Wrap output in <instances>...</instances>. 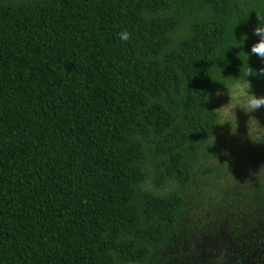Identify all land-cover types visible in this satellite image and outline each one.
Here are the masks:
<instances>
[{
	"label": "trees",
	"instance_id": "trees-1",
	"mask_svg": "<svg viewBox=\"0 0 264 264\" xmlns=\"http://www.w3.org/2000/svg\"><path fill=\"white\" fill-rule=\"evenodd\" d=\"M258 13L0 0V264H264V121L214 116Z\"/></svg>",
	"mask_w": 264,
	"mask_h": 264
},
{
	"label": "clouds",
	"instance_id": "clouds-1",
	"mask_svg": "<svg viewBox=\"0 0 264 264\" xmlns=\"http://www.w3.org/2000/svg\"><path fill=\"white\" fill-rule=\"evenodd\" d=\"M258 15L259 22L253 28V34L256 35L259 39L256 43L251 45L250 53H248L247 55H256L258 58H260L262 64H264V17H261L259 13ZM119 35L120 38L124 41H127L129 39V33L127 31H123ZM245 39H247V35L242 37V39L239 41H242L243 43ZM234 46L239 45L234 44ZM249 76L264 77V67L255 69V74L245 70L243 74L240 73L238 77H233L230 82L222 83L226 86L227 94L230 99L228 103L215 108V125L227 124L229 126L230 134H235L238 129V118L236 115L237 108L243 110L245 114H249L260 109L261 106H264V96L257 95L253 91L252 83L248 78ZM216 95H221V92L217 91Z\"/></svg>",
	"mask_w": 264,
	"mask_h": 264
},
{
	"label": "rangeland",
	"instance_id": "rangeland-1",
	"mask_svg": "<svg viewBox=\"0 0 264 264\" xmlns=\"http://www.w3.org/2000/svg\"><path fill=\"white\" fill-rule=\"evenodd\" d=\"M230 97L224 95L220 100V106L229 102ZM236 115L238 118V126L243 127V134H250L252 131H255L256 126H263L264 121V106H261L260 109L253 113L245 114L243 110L237 108ZM250 116V117H249ZM248 129V130H247ZM243 137V135H242Z\"/></svg>",
	"mask_w": 264,
	"mask_h": 264
}]
</instances>
